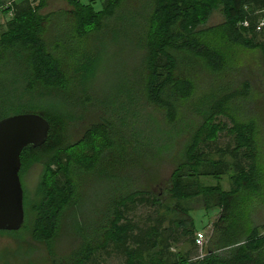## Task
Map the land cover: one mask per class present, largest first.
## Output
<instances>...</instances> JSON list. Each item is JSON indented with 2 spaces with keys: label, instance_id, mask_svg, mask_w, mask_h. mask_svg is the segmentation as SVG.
<instances>
[{
  "label": "trees",
  "instance_id": "obj_1",
  "mask_svg": "<svg viewBox=\"0 0 264 264\" xmlns=\"http://www.w3.org/2000/svg\"><path fill=\"white\" fill-rule=\"evenodd\" d=\"M65 2L49 13H42L48 0H11L3 8L10 18L0 31V120L33 113L50 125L47 141L20 155V172L45 161L35 199L23 194L24 224L16 232L50 252L63 213L74 207L76 179L100 169L116 183L106 216L66 264H89L108 250L123 264H264V224L255 223L264 213V93L252 80L264 69V0ZM215 10L223 21L207 26ZM119 24L126 47L114 56L129 61L130 75L112 107L89 88L108 66L99 65L98 48L111 52L100 41L88 44L101 33L113 46L120 39L111 25ZM254 55L262 62L251 71L246 63ZM24 105L32 112L5 114ZM73 131L83 132L75 142ZM166 164L172 170L164 180ZM196 203L220 214L205 255L193 260ZM70 226L83 232L75 219ZM188 243L187 252L172 250Z\"/></svg>",
  "mask_w": 264,
  "mask_h": 264
},
{
  "label": "rangeland",
  "instance_id": "obj_2",
  "mask_svg": "<svg viewBox=\"0 0 264 264\" xmlns=\"http://www.w3.org/2000/svg\"><path fill=\"white\" fill-rule=\"evenodd\" d=\"M88 0H83L84 3H87ZM4 3L0 9L6 8V4ZM67 8V4L65 0H48L47 7L42 11V13H49L58 11L60 9ZM2 15L0 13V23H3V18L8 20V16ZM223 16L219 10H215L208 22L207 26H214L222 23ZM112 28L115 29L117 39L119 38V42L114 43L112 46V42L109 40L106 42L104 37H99L101 33H95L91 35L92 40L88 44V48H98L97 42L100 41L101 47L105 49V53L108 54L111 52L109 57L99 50V54L101 55V60L99 65L107 66V69L101 76H97L93 79V85L89 87L93 90V93L96 100L106 105V103H112V107H118V103L121 99L120 94L123 92V79L125 78V74L130 68V63L125 57H115V53H118L122 48L121 46L126 47L125 43L122 44V41H125L124 30L126 26L119 25H111ZM112 46V47H111ZM111 47V48H110ZM121 52V51H120ZM253 57L257 59H251L246 66L253 71L256 68V62H262V59L259 56L254 55ZM128 74L130 75L129 71ZM253 85L255 86V90L264 93V69L257 70L256 73L252 76ZM117 82V83H116ZM264 106V102L260 103ZM62 108V110H66L70 108L68 105L60 103L54 104ZM103 106L102 104H100ZM46 107H50L46 103ZM58 108V107H57ZM60 108V109H61ZM11 111H6L5 114H17L22 112H32V109L27 106L15 107L10 109ZM24 114V113H23ZM75 130V129H74ZM259 139L262 145L264 146V119H260V130ZM83 132L73 131L72 136L70 138L71 141H76L80 138ZM226 141V138L223 139ZM91 153L90 151H87ZM264 152V151H263ZM45 159H41V161H36L28 165L24 170L19 172V178L21 182V186L23 189V194L26 197V201H33L36 197V192L38 186L40 184L42 175H43V162ZM52 168H55L52 166ZM172 170V166L170 164L164 165L160 169L161 178L166 180L168 179ZM110 177V176H108ZM107 175H103L100 169L91 173H83L79 176L77 180V192L73 198L72 204L74 207L70 209L67 208L63 213L62 226L60 228V232L53 243V248L49 252L45 246L41 244H35L31 241V238L26 232H16L14 234L0 233V264H52L53 261H58L59 263L66 264L69 261L68 259L74 253L79 251L81 247H83L88 240L94 228H96L97 221L98 223L102 222V219L106 216L105 212H107V202L108 205L110 203V191L113 186L116 185L115 182L111 181ZM120 183L122 182V176L119 175ZM221 187L224 190H228V179L227 177H223L221 179ZM204 185H216V181L211 178H204ZM155 192L161 193V189H154ZM202 203H196L193 206V211L190 213L192 218L195 221L196 230L202 232L205 235L206 241H208L211 233L212 226L215 221H217L220 210L219 208H212L210 210H203ZM24 209V208H23ZM264 212V210H263ZM141 210L139 212H135L132 215V218L136 219L141 215ZM78 221L82 224L81 230L83 232L77 231L75 228H71V221ZM256 224H264V213L259 215L256 220ZM76 231V232H75ZM261 234L264 235V229L261 230ZM191 245L188 244H178L172 248V250H181L183 252L189 251V247ZM204 249V255L205 250ZM109 252V254H107ZM219 252H222V250ZM191 258L193 260L196 256H198V250H191ZM89 264H123V260L112 254L110 250L108 251H98L94 253L91 257Z\"/></svg>",
  "mask_w": 264,
  "mask_h": 264
},
{
  "label": "water",
  "instance_id": "obj_3",
  "mask_svg": "<svg viewBox=\"0 0 264 264\" xmlns=\"http://www.w3.org/2000/svg\"><path fill=\"white\" fill-rule=\"evenodd\" d=\"M49 129V123L33 113L0 120V231L16 232L24 224L20 155L27 147L42 146Z\"/></svg>",
  "mask_w": 264,
  "mask_h": 264
},
{
  "label": "built area",
  "instance_id": "obj_4",
  "mask_svg": "<svg viewBox=\"0 0 264 264\" xmlns=\"http://www.w3.org/2000/svg\"><path fill=\"white\" fill-rule=\"evenodd\" d=\"M264 25V17L262 18V20L260 21L259 25H258V30ZM194 245L196 247V249L198 250V256L196 257V259H201L204 256V249H205V245H206V239H205V235L202 232H197L195 233L194 236Z\"/></svg>",
  "mask_w": 264,
  "mask_h": 264
},
{
  "label": "crops",
  "instance_id": "obj_5",
  "mask_svg": "<svg viewBox=\"0 0 264 264\" xmlns=\"http://www.w3.org/2000/svg\"><path fill=\"white\" fill-rule=\"evenodd\" d=\"M9 1H11V0H0V7H1L4 3H6V2L8 3ZM44 9H45V8H44ZM0 13H1L2 15L8 16V20H9V18H10L9 13H4L2 8L0 9ZM5 16H4V17H5ZM6 21H7V20H5V19L3 18V20H2L3 23H0V31H1L2 29H4ZM228 185H229V184H228ZM228 189H229V186H228Z\"/></svg>",
  "mask_w": 264,
  "mask_h": 264
}]
</instances>
